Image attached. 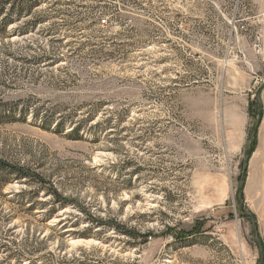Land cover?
Listing matches in <instances>:
<instances>
[{
  "label": "rangeland",
  "instance_id": "obj_1",
  "mask_svg": "<svg viewBox=\"0 0 264 264\" xmlns=\"http://www.w3.org/2000/svg\"><path fill=\"white\" fill-rule=\"evenodd\" d=\"M42 1L0 40V159L40 174L0 168V264H260L236 195L256 118L225 180L218 114L263 82L264 0Z\"/></svg>",
  "mask_w": 264,
  "mask_h": 264
},
{
  "label": "crops",
  "instance_id": "obj_2",
  "mask_svg": "<svg viewBox=\"0 0 264 264\" xmlns=\"http://www.w3.org/2000/svg\"><path fill=\"white\" fill-rule=\"evenodd\" d=\"M252 82L253 78L251 77L249 85ZM254 98L248 87L243 91L228 94L225 102L221 105L218 117L222 144L219 149L218 163L219 170L224 175L225 180L236 174L240 164H242L243 154L248 142V132L253 120L250 106ZM260 102L264 112V88ZM256 106L259 112L257 101ZM228 197L229 191L226 188L218 203L225 202ZM243 200L245 207L257 219L258 236L264 247V114H262L255 137L254 149L248 161L247 176L243 187Z\"/></svg>",
  "mask_w": 264,
  "mask_h": 264
},
{
  "label": "trees",
  "instance_id": "obj_3",
  "mask_svg": "<svg viewBox=\"0 0 264 264\" xmlns=\"http://www.w3.org/2000/svg\"><path fill=\"white\" fill-rule=\"evenodd\" d=\"M42 2V0H0V40H3L6 37L7 29H9L12 24L17 22L20 23L13 29L10 36H24L27 33L36 31L38 28L40 29L43 27L44 23L48 21L49 14H46L44 9L38 10L39 7H42ZM48 32H51V30L48 29ZM250 113L253 118L257 117L258 110L255 100L251 103ZM2 121V118H0V122ZM0 168L7 170L10 173H15L20 179L40 177L38 172L31 171L24 165L14 164L4 159H0ZM55 193L57 196L60 195L57 190ZM202 232L203 230L197 226L195 227L194 232H192V235L200 234Z\"/></svg>",
  "mask_w": 264,
  "mask_h": 264
},
{
  "label": "water",
  "instance_id": "obj_4",
  "mask_svg": "<svg viewBox=\"0 0 264 264\" xmlns=\"http://www.w3.org/2000/svg\"><path fill=\"white\" fill-rule=\"evenodd\" d=\"M263 88H264V79H263V82L258 87V89L256 90V93H255L256 101L259 103V112H258V115H257L255 121H254L251 132H250L249 145H248V149H247L245 156H244L243 170H242V174H241L240 181H239L238 188H237V192H236L237 200L239 201L242 214L244 216L250 218V220H251L253 238H254V240L258 246V249H259L260 264H264V248H263V245H262V243L259 239V236H258L257 219H256L255 215L252 214L245 207V203L243 200V187H244L246 176H247L248 161H249V158H250V156L253 152V149H254L255 137L257 134L258 127H259V123H260L261 118H262V114H263V109H262V105L260 102V97H261V93H262Z\"/></svg>",
  "mask_w": 264,
  "mask_h": 264
},
{
  "label": "built area",
  "instance_id": "obj_5",
  "mask_svg": "<svg viewBox=\"0 0 264 264\" xmlns=\"http://www.w3.org/2000/svg\"><path fill=\"white\" fill-rule=\"evenodd\" d=\"M260 45H261V43H260V44H258V46H259L258 48H259V49H261L260 47L262 46V45H261V46H260ZM263 114H264V112H263Z\"/></svg>",
  "mask_w": 264,
  "mask_h": 264
}]
</instances>
